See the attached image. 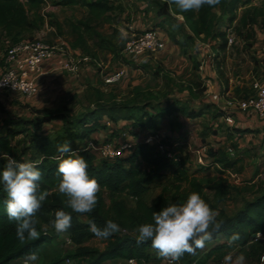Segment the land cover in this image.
<instances>
[{
    "label": "trees",
    "instance_id": "16d2710c",
    "mask_svg": "<svg viewBox=\"0 0 264 264\" xmlns=\"http://www.w3.org/2000/svg\"><path fill=\"white\" fill-rule=\"evenodd\" d=\"M26 1V2H25ZM0 0V32L10 40L18 43L27 36L40 31L45 23L40 11L47 4V0ZM149 4L150 9H156L157 15L162 20L158 27H165L171 17L180 16L182 20L178 24L187 31L186 39L194 42L204 38L210 41L211 46L217 51H226L229 44L228 30L222 31L218 26V20L227 17L229 26L242 40L249 41L255 37L254 26H264V8L252 5L253 0H221L215 7L204 6L199 11L181 12L175 5H169L166 0H142ZM55 6L74 7L81 6L89 11L86 21L75 25L73 31L78 38L74 46L82 47L88 55L85 45V34L92 31L91 24L105 23L111 19L115 10L111 0H55ZM241 8H244L239 18ZM157 26L151 30H155ZM156 31V30H155ZM170 32V31H169ZM95 36L101 37L96 33ZM172 41L182 47L186 53L187 43H180L179 38L170 33ZM209 44V43H208ZM217 44V45H216ZM191 100L199 99L206 91L202 84L195 83L186 88ZM137 93L141 88H136ZM94 108H91L78 116H71L56 109H42L34 111L32 118L9 117L0 128V168L6 164L8 158H14L18 162L30 161L38 166L42 172L40 181L41 190H47L51 194L43 202L40 211L36 214V229L40 233L39 239L21 242L16 236V222L9 219L6 211V193L0 185V264H12L20 259H25L30 254H39L45 247L52 244L55 236L45 230V227L53 225L55 212L60 209L71 212L64 207V199L57 191L58 182L61 179L58 173L60 153L58 145L70 142L72 154L83 157L88 163L90 178H94L101 186L98 194L99 200L96 208L91 213L79 214L72 212L71 227L66 231L80 244L84 238L95 237L89 231V221L95 222L103 228L106 221L112 220L120 227V233L112 234L108 239V245L104 250L90 247H81L77 251L80 258L86 260V264H106L115 260L136 259L140 264H148L158 256L151 242L137 244L134 233L139 225L152 222V213L166 207L170 203L182 204L188 195L197 192L210 205L219 212L218 221L222 226L218 231H212V239L206 243L204 249L197 250L196 255L185 254L181 258L182 264H208L217 258L218 262L229 252L238 250L246 257L253 256L260 259L264 252L263 240L258 235L264 236V192L246 201L241 209L233 215L220 207L228 198L230 187L226 184L224 175L228 170L237 166L239 159L222 163L221 158L229 155V152L220 154L209 153L214 157L213 163L208 167H198L189 174V168L184 162L176 163L153 149L138 145L134 151L124 158L113 162H101L96 164L93 156L86 149L87 142L92 136L101 130L108 129L107 122L117 127L122 122H127L120 129H113L112 136L129 131L135 135L138 132L156 133L163 126L162 121L169 119L172 131L179 126L177 117L179 114L188 119H198L210 112L215 105L205 104L200 109H192L183 101L169 102L161 106L159 112L148 110L150 106L136 104V97L119 100L113 92L105 93L100 88L94 89ZM225 116L221 111L216 116ZM55 121L62 122V128L53 136L42 131L43 127ZM238 133H247L250 130H237ZM23 137L18 141V137ZM119 136V137H120ZM30 138V140H28ZM17 140V141H16ZM23 151L18 153L19 145H23ZM19 144V145H18ZM209 154V155H210ZM227 154V155H226ZM225 162V161H224ZM141 163L147 165L141 167ZM217 169L216 176L201 174ZM166 178L173 184L172 192L167 189L160 194L152 205H148L142 196L157 181ZM185 188H187L185 190ZM205 191L214 192V198L210 199ZM106 194L113 198L108 205ZM117 194H127L138 200L135 207H130L124 200L115 199ZM54 226V225H53ZM234 233H239L240 239L231 248L227 240ZM256 236V237H255ZM162 260V258H161ZM50 264H61V260H53Z\"/></svg>",
    "mask_w": 264,
    "mask_h": 264
},
{
    "label": "rangeland",
    "instance_id": "374dc122",
    "mask_svg": "<svg viewBox=\"0 0 264 264\" xmlns=\"http://www.w3.org/2000/svg\"><path fill=\"white\" fill-rule=\"evenodd\" d=\"M54 3L55 0H47V4L43 8V14L48 23V26H46V28L44 29V33H31L27 36L26 39H42L49 44H54L59 39L68 41L69 39L75 37L74 34H72V30L70 29L67 22L77 20L78 17H83V10H81L80 8H73V13L71 14L65 9L60 8L59 6H55ZM56 10L57 12H55ZM243 12L244 10L242 11V14ZM52 19L56 20L55 22H58V24L63 27L61 32H59L58 29H56V31H53L51 29V23L56 24ZM179 20H182L180 16L171 17V19H169V23L171 24L170 33L172 35H175L176 38H179L180 43H187V49L185 53L186 56L190 55L191 58H196L197 60L201 58L202 61H198L199 64H201L203 61L209 63L210 61H213L215 63L216 69L218 70V64L222 63V59L218 60L219 54L215 52L214 48L210 44V41L204 38L200 39V41L198 42L187 40V31H184V29H182V27L178 24V22H180ZM227 20V17L225 18V21L223 19L218 20V26L222 31H225V29H227V26H229ZM102 29L105 30L104 32L108 31V35L112 36V48H97V46H95L94 48H92V50H90L91 52L89 54V58H91L92 63L86 64L85 69H90L91 76H88V78L83 83L78 78H76V80L79 81V84L68 88L65 91V97L61 98L58 105H56V108L54 109L59 112L70 114L71 116H78L85 111L94 108V89L99 87L109 90L108 93L113 92L114 94H116L119 100L129 99L131 95H133L134 97H136V104H138L139 106L148 104L150 106L148 110H150L151 112L153 111V114H155V112H159L161 106L164 107L169 102L175 103V101L181 99L183 100V103H185V105L190 108L196 106V101H193L189 98L188 91L186 90V88L190 86V83H192V86L195 84L190 77L192 75L194 76V72L196 71V68H198L196 62L193 63L190 60L189 66L184 68V66L179 64L178 61L181 55H179L178 53H173L172 56H176L178 58L174 62L171 60L166 64L158 61L156 59L157 56L147 57V55H144V57H146L149 61H153L154 63L137 64L134 61V57H131L130 59H126L123 57L122 50L128 39H126L125 37L121 38V35L117 34L116 32L112 33V31L107 27ZM237 35L235 34L236 37H238ZM208 43L209 47H206ZM10 44V40H8L7 38L5 40V38L0 35V77L3 75L5 71L4 69L7 65L6 56L8 46ZM236 48L238 47H234V51L231 53L232 56H234L235 54L237 55L235 60L239 63H236L235 61L229 64L230 69L227 70V72H231L233 75L238 74L237 69L235 70V66L241 65L242 67L241 69H239V72L241 71V73H245V71L247 70V66L245 64L247 63V60H251L252 62H254L255 59L251 58V55H249V57L246 55V57L244 58L240 57V53L236 50ZM200 55L203 56L200 57ZM141 57L143 56H138L135 58L139 59ZM122 66L129 67L132 71H128L127 76L120 83L113 86L107 85L105 83V78L116 72L119 67ZM136 66L139 67L137 68ZM65 75L67 77H76L75 74L71 73H66ZM254 79L261 80V76L254 74ZM205 80L207 81L209 80V78L206 77ZM84 86H86L85 89H79L80 87L82 88ZM136 88H141V92L137 93L135 91ZM245 94L246 93H244V95ZM251 94L252 93L250 90L249 95L247 96H250ZM208 96H210V94ZM0 97L6 99V101L8 102V104H3L0 101V128L5 120L9 117H23L30 119L34 115L33 112L36 111L29 106L23 107L22 103L18 101L17 98L13 97V95L10 97L5 92H0ZM169 119L170 118H166L161 122L163 128L160 131L162 134L166 135L170 140H177L178 142L181 141V143L183 144L182 149L187 148L189 145L192 146L193 149H200L202 147L201 144H204L206 145L204 147L206 148L207 156H211L209 155V151L213 148L210 147V133L212 132L210 126L203 128L201 133L198 135V139H200L201 143H193L188 140L189 137H185L183 139L174 138L173 136L175 131L173 132L170 129ZM61 128L62 122L55 121L53 123L45 125L42 131L53 136L56 132L60 131ZM110 129L113 131V128L110 127ZM127 132L129 131L127 130ZM176 132L178 133L179 130H176ZM112 133L110 134L108 142H111L113 139H117L120 136L119 132H116L114 136H112ZM130 135L132 136L131 133ZM22 138L23 137L19 136L17 140L20 141ZM28 140H30V138ZM253 141L254 139H245L243 146L246 147V150L242 152L232 147V145L229 143L224 144L223 152H227L229 148H232L234 151L232 154H226L227 158H221L223 164L229 161L232 162L238 156L242 158L239 159L240 161L238 165L233 166V170H230L233 175L236 174L237 176L235 175V177H232L228 173L229 170L224 175H222L226 180V184L230 187V192L227 197L228 199L224 203L220 204V207L223 208L228 215H233L243 207L246 201L252 200L254 197L264 192V139H262L263 142L261 144H253ZM88 142H90V140ZM88 142L86 144H88ZM26 144L27 143L23 145L18 144V153H20L21 151L24 152L23 146H25ZM94 161L96 162V164L101 163L97 160ZM184 163L187 164L190 175H193V171L197 167H199L195 163V158H193V155H189ZM141 167L146 168L147 165L145 163H141ZM217 174V169L214 168L209 172L201 174V176L208 175L213 177ZM218 176L220 175L218 174ZM172 187L173 184L171 183V180L169 178H166L162 181H157L142 196V200H144L148 205H152L157 197L162 194L165 189H167L168 192H172ZM186 189L187 188H185V190ZM205 194L210 199L214 198V192L205 191ZM115 199L124 200L130 207H135L138 202L136 198H133L127 194H117L115 196ZM112 201L113 198L106 194L107 204L109 205ZM45 230L51 232L55 236V239L52 244L45 247L39 254L36 255L37 259L35 261H32V264H50L53 260L57 259L61 260V264H86V260L84 258H80L77 255V251L79 248L90 247L98 250H104L108 245L107 240L98 239L96 237L84 238L82 243L80 244L76 243L73 238L72 244L69 245L65 240L64 234L57 233L53 225L50 227H45ZM118 233L120 232L114 234ZM120 234L124 233L122 232ZM134 236H137V232L134 233ZM262 238V242L264 244V236ZM232 253L234 254V256L240 254L238 251H232ZM245 258L246 264H260V259L258 260V258H255L253 256H245ZM68 259L71 260L70 263H68ZM222 262L223 261L218 262L217 258H215L214 260L209 261L208 264H222ZM148 264H161V258L156 256L154 258V261Z\"/></svg>",
    "mask_w": 264,
    "mask_h": 264
},
{
    "label": "crops",
    "instance_id": "0c3cea01",
    "mask_svg": "<svg viewBox=\"0 0 264 264\" xmlns=\"http://www.w3.org/2000/svg\"><path fill=\"white\" fill-rule=\"evenodd\" d=\"M111 4L114 6L115 10L111 14V19L105 23H96L93 22L91 24V27L93 28L92 31H88V33L85 34V47L88 50H92L95 46L97 48H106L111 49L112 48V36L108 35V31L104 32L102 28L107 27L109 30L113 32H116L117 34H120V29H123L126 33L125 38L128 39V41L135 35L143 33L145 30L152 29L155 26V30L158 32L159 37L165 44V48L159 52L156 57V59L163 63H169L171 60L174 62L176 59H178L176 56H172V54H179L181 57L178 59L179 64L183 65L184 68L189 66V61L191 60L193 63H197L196 71L194 72V76L192 75L190 78H192V81L194 83H200L202 84V87L206 88L205 93L202 97L199 99H195L193 101H196V106L191 107L192 109H200L205 104H212L215 105V107H212L210 109V112H207L203 117L198 119H188L186 116L179 114L177 117V123L178 128L176 130H179L177 133L176 130H174V138H188L190 142H199L201 143L200 139H198V135L201 133L203 128L209 127L212 129V132L210 133V147L213 149L210 150V152H214V154H220L224 150V144L229 143L234 147L235 149L239 151L246 150V147L243 146L244 140L249 139L253 141V144H261L264 139V119H261L258 117V115L253 112H242L238 109H232L227 111L226 114H231L234 118L235 123L233 125H229L225 122V116H216L219 113H221L222 108L224 107V104L227 100L232 99H240L245 98L247 95H249V91H252V83L255 80L254 74L261 76V80L264 81V54H261L259 52V47L262 43H264V28L260 26H254V32L255 37L253 40L245 41L242 40L240 37L237 38V42L235 45H229L226 51H217L219 54L218 60L222 59V63L218 64L219 68L218 70L215 67V63L213 61L205 62L203 61L201 64H199L198 61H202L201 58L198 60L196 58H191L190 55H187L183 53V49L181 46L176 45L171 37H170V25L168 23L165 24V27H158V24L162 21L160 17L157 15L156 9H150L149 4L142 1V0H111ZM253 6H256L258 8H264V0H253L252 2ZM49 7V6H48ZM65 9L69 13H73V8H80L83 10L84 15L83 17H78L77 20L68 21V25L70 29L72 30V34H74L75 37L72 39H69L68 41L59 39L56 43L58 45H63L69 52L71 58L74 62L78 63L79 70L78 73H72V72H66L61 71L57 69V66L59 65L60 61L64 60L63 54H58L57 56L45 60L42 63L41 66V72L40 74H31L30 79L34 80L38 92L32 96L31 98L23 97L20 94H12L10 92H7L5 90H0V92H5L10 97L13 95V97L17 98L18 101H20L23 105L29 106L32 109L35 110H42L45 108L48 109H54L55 106L58 105L61 98L65 97V91L70 88L71 86H76V84H79V81L76 80L78 78L80 81L85 82V80L88 78V76H91L90 69L86 68V64L92 63L91 58H89L88 53L84 51L82 47H76L74 46V43L76 42L78 36L73 31V28L75 25H78L80 22L86 21L89 17V11L81 6H74V7H60ZM43 10L40 11L41 15L43 17ZM244 8H241L239 13V18L242 16V11ZM57 12V10L55 11ZM226 16H224L222 19L225 21ZM53 20V19H52ZM54 23L58 24V22H55L56 20H53ZM180 21V20H179ZM51 23V29L53 31H56V29L59 30V32L62 31V26L60 24L56 25ZM237 22L228 30V37L231 33H234L233 28ZM48 26V23L45 18L44 26L40 31H36L35 33H44V29ZM98 33L101 35V37L95 36L94 34ZM106 33V34H105ZM0 35L5 38L1 32ZM6 40V38H5ZM217 45V44H216ZM237 51H239V56L244 58L246 55L249 57L251 55V58H255L254 62L251 60H247L246 66L247 70L245 73L239 72V69H241L240 66H235V70L237 69V75H233L231 72H227L229 70V64L235 62L237 55L232 56V53L234 51V47ZM203 55H200L202 57ZM123 57L126 59H130L131 57L124 55ZM148 57V56H147ZM247 57V58H248ZM133 58V57H132ZM134 61L137 64L141 63H150L153 64V61H149L146 57L141 58H135ZM236 63H239L236 61ZM244 64V65H245ZM2 65V63H1ZM200 65V66H199ZM133 66V64H132ZM9 66L6 65L5 69H8ZM137 68L139 66H136ZM3 69V68H2ZM119 69H125L127 72L132 71L129 67H119ZM204 71V72H202ZM66 73L75 74L76 77L66 76ZM78 74V75H77ZM233 75V76H232ZM209 78V80H205ZM253 79V81H252ZM196 80V81H195ZM104 83V82H103ZM191 84V83H190ZM113 86V85H111ZM86 86L80 87L79 89H85ZM100 88V87H99ZM103 92L108 93L109 90L100 88ZM112 90V89H111ZM244 93H246L244 95ZM210 94V96H208ZM219 95L220 101H213L212 96L213 95ZM134 96L131 95L130 98H133ZM10 100V99H9ZM0 101L3 104H8L6 99H3L0 97ZM11 101V100H10ZM181 101H183L181 99ZM182 117V118H181ZM209 122V123H207ZM125 125H128L127 122L120 123L115 130L118 128H123ZM250 130V132L247 133H238L237 130ZM113 131L108 128L105 130H101L94 134L92 138L94 140H97L98 142H107L110 138V134ZM172 137V136H171ZM250 137V138H248ZM114 140V139H113ZM198 144V143H196ZM202 146H206L204 144H201ZM211 155V154H210ZM210 158H214L212 155L208 156ZM238 159L241 157L238 156ZM242 159V158H241ZM187 166V164H186ZM188 167V166H187ZM198 168V167H197ZM196 168V169H197ZM207 247L210 246V244L206 245ZM238 251V250H235ZM32 261V260H31ZM125 264V260H115L108 262L106 264Z\"/></svg>",
    "mask_w": 264,
    "mask_h": 264
},
{
    "label": "clouds",
    "instance_id": "9594fccd",
    "mask_svg": "<svg viewBox=\"0 0 264 264\" xmlns=\"http://www.w3.org/2000/svg\"><path fill=\"white\" fill-rule=\"evenodd\" d=\"M169 5H175L182 13L199 11L204 6L215 7L221 0H166ZM176 27V26H174ZM121 38L126 36L120 29ZM60 153L58 173L61 179L57 191L65 197L64 207L55 212L52 221L57 233H64L71 227V213H91L97 206L101 186L88 173V163L80 156L72 154L70 142L58 145ZM42 172L36 164L30 161L18 162L8 158L3 168H0V185L6 193V211L10 220L16 222V236L21 242L39 239L40 233L36 229V214L43 202L51 194L41 190ZM219 212L197 192L188 195L182 204L170 203L166 207L152 213V222L144 223L136 229L137 244L151 242L158 257L167 264H178L187 253L196 255L197 250L204 249L212 239V231H218L222 222L218 221ZM89 231L98 239H108L112 234L120 231L119 225L106 221L103 228L95 222L89 221ZM240 239L239 233L228 238L231 248ZM29 260L35 261L36 255L30 254ZM222 264H246V258L241 253L226 254Z\"/></svg>",
    "mask_w": 264,
    "mask_h": 264
},
{
    "label": "built area",
    "instance_id": "2783aa9c",
    "mask_svg": "<svg viewBox=\"0 0 264 264\" xmlns=\"http://www.w3.org/2000/svg\"><path fill=\"white\" fill-rule=\"evenodd\" d=\"M237 38L234 33L229 36V45H235ZM209 47V44L206 45ZM165 48L164 42L155 30H145L143 33L133 36L127 41L123 47V54L129 57L138 56H155ZM259 52L264 54V43L259 47ZM58 54H63L64 60L60 61L57 69L66 72L78 73V63L74 62L68 50L63 45L49 44L42 39H26L18 43H11L8 46L6 69L0 77V90H5L12 94H20L23 97L31 98L38 92V88L34 80L30 79L31 74H40L42 63L51 59ZM127 76L125 69H118L105 78L107 85H115L120 83ZM253 93L250 96L240 99L227 100L222 110L227 111L238 109L242 112H255L259 118L264 119V81L255 79L252 83ZM213 101H220L219 95L212 96ZM225 122L229 125L235 123L231 114H226ZM109 128H113V124L107 122ZM133 136L129 132L124 131L121 136L111 142H98L90 140L86 149L98 162L113 163L120 158H124L131 154L138 145H145L155 152L165 155L167 158L176 163L184 162L189 155H193L195 163L199 167H208L213 163L212 158L207 156L206 148L202 146L200 149H193L188 146L182 149L181 141L170 140L161 131L149 133L146 131L138 132ZM233 149L229 148L228 152L233 153ZM96 163V162H95ZM228 173L235 177L229 170ZM237 176V175H236ZM66 242L72 244V237L69 233L64 232ZM263 240V235H258ZM71 262L70 259L67 260ZM12 264H32L28 258L20 259ZM113 264V263H112ZM115 264V263H114ZM125 264H140L136 259H127ZM161 264H167L165 260H161ZM178 264H182L181 261ZM260 264H264V254L260 257Z\"/></svg>",
    "mask_w": 264,
    "mask_h": 264
},
{
    "label": "water",
    "instance_id": "95a60500",
    "mask_svg": "<svg viewBox=\"0 0 264 264\" xmlns=\"http://www.w3.org/2000/svg\"><path fill=\"white\" fill-rule=\"evenodd\" d=\"M256 237V236H255Z\"/></svg>",
    "mask_w": 264,
    "mask_h": 264
}]
</instances>
